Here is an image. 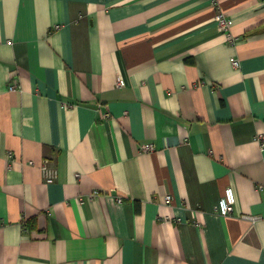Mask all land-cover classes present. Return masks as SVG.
<instances>
[{"label":"crops","instance_id":"0c3cea01","mask_svg":"<svg viewBox=\"0 0 264 264\" xmlns=\"http://www.w3.org/2000/svg\"><path fill=\"white\" fill-rule=\"evenodd\" d=\"M220 10L0 0V264H264V0Z\"/></svg>","mask_w":264,"mask_h":264},{"label":"built area","instance_id":"2783aa9c","mask_svg":"<svg viewBox=\"0 0 264 264\" xmlns=\"http://www.w3.org/2000/svg\"><path fill=\"white\" fill-rule=\"evenodd\" d=\"M211 6L215 7L218 11L217 15H216V22L218 24V27L220 29V31H222V33L226 34L229 37V44L232 46H236L239 42V40L236 37H233L232 32H231V27H232V21L230 19H228L224 13L220 10V0H207ZM9 45H11L10 42H8ZM233 67L234 68H239V62L237 60H233L232 61ZM116 85L121 88L124 87V83L122 80L118 79ZM10 91H18L19 86L16 84H12L9 87ZM255 140L257 141V143L260 145L261 149L264 150V135L262 134H258L255 138ZM141 152H145V153H152L155 151V147L154 145L150 144V145H144L141 147L140 149ZM46 165H48V161L45 162ZM55 179V173H52L46 180V182L52 183L54 182ZM260 192L264 191V187L261 186L258 188ZM164 203L166 205H170L172 203V196L170 195H165L164 198ZM236 205V194L235 191L232 187H228L225 189L223 196L221 197V199L219 200V203L217 205L216 211L218 213V215L220 217H229L234 213V208ZM252 221H257L258 218L257 217H250L248 218Z\"/></svg>","mask_w":264,"mask_h":264},{"label":"trees","instance_id":"16d2710c","mask_svg":"<svg viewBox=\"0 0 264 264\" xmlns=\"http://www.w3.org/2000/svg\"><path fill=\"white\" fill-rule=\"evenodd\" d=\"M24 224H26V227H29V226H28V222H27V221H26Z\"/></svg>","mask_w":264,"mask_h":264}]
</instances>
